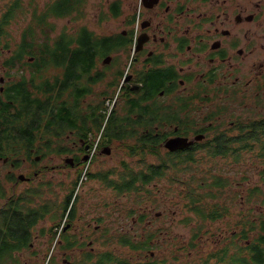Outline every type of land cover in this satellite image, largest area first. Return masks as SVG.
<instances>
[{
  "label": "flooded vegetation",
  "instance_id": "obj_1",
  "mask_svg": "<svg viewBox=\"0 0 264 264\" xmlns=\"http://www.w3.org/2000/svg\"><path fill=\"white\" fill-rule=\"evenodd\" d=\"M106 6L108 12L116 7L110 18L117 26L83 25L82 46H71L66 71L60 77L50 72L52 94L58 93L56 82L66 79V133L52 128L47 139L41 134L44 141L29 143L32 159H1L15 171L27 163L22 182L53 181V198L59 183L66 184L67 199L82 180L83 211H75L74 195L53 264H79L88 252H111L95 247L106 241V229L129 230L137 241L150 238L147 248L155 239L168 247L178 242L172 251L178 252L177 264H249L250 225L259 231L257 239L263 237L260 249L264 244V205L254 211L249 199L255 176L264 193V0H109ZM79 50L80 63L72 55ZM21 73L29 80L34 75ZM1 78L0 84L7 82ZM171 140L183 147L169 149ZM44 150L55 154L47 159ZM251 166L258 167L257 175H250ZM220 167L228 168L226 174L213 170ZM197 172L210 174L201 187L215 193L190 185ZM159 182L165 192L186 198L181 211L172 212L171 198L152 214ZM216 191L225 194L201 200ZM106 194L113 200L106 201ZM128 195L130 207L119 203ZM191 196L198 199L194 208ZM118 206L124 208L119 215L133 214L129 229L117 217L106 219ZM169 212L189 214L160 224ZM60 227L53 222V230ZM175 227L189 229L190 238L183 232L176 240L169 231ZM119 242L113 246L123 247ZM186 253L201 255L191 263ZM149 255L155 257L153 251Z\"/></svg>",
  "mask_w": 264,
  "mask_h": 264
},
{
  "label": "trees",
  "instance_id": "obj_2",
  "mask_svg": "<svg viewBox=\"0 0 264 264\" xmlns=\"http://www.w3.org/2000/svg\"><path fill=\"white\" fill-rule=\"evenodd\" d=\"M88 3L89 0H49L44 4L40 0H0V64L8 72L7 77L12 79L3 92L0 87V163L6 157H11L17 163L25 158L32 159L29 143H34L38 138L44 141L41 134L47 139L48 135H52V128L60 134L66 133L67 103L66 99L62 100L66 79L63 76L61 81L56 82L58 93L53 89L52 94L49 73L52 69L66 71L71 56L70 48L72 45L82 46L85 27H79L73 34L65 25L57 33L56 20L70 19L80 23L86 16ZM107 15L114 17L116 7L111 6ZM19 23L20 30L13 33L12 26ZM72 55L74 61L81 62L80 50L72 52ZM26 70L34 72L30 80L21 73ZM253 135L250 133L251 137ZM255 136L260 140L259 133ZM3 167L0 166V200H3L0 205V264H24L22 254L33 247L35 230L50 215V209L35 204L37 188H29L22 194L15 193L13 189L10 193L9 185L14 184L16 187L15 176L8 172L3 176ZM74 195L75 191L66 199L64 216L68 213ZM197 201L191 196L190 206L196 207ZM254 229L250 227V230ZM59 232V229L55 231L54 238ZM60 235L66 237L64 229H61ZM262 239L251 242L249 264H264V244L262 249L259 247ZM118 240L130 252L149 247L148 240L137 241L134 235L124 232ZM171 257L178 259L176 251L172 252ZM169 259L155 260L150 257L148 260L135 261L131 253L117 256L113 252L102 255L88 252L85 261L79 264H173ZM47 264H53L51 257Z\"/></svg>",
  "mask_w": 264,
  "mask_h": 264
},
{
  "label": "rangeland",
  "instance_id": "obj_3",
  "mask_svg": "<svg viewBox=\"0 0 264 264\" xmlns=\"http://www.w3.org/2000/svg\"><path fill=\"white\" fill-rule=\"evenodd\" d=\"M46 1L49 0H40L41 4H44ZM109 0H89L88 6L86 7V16L84 19H82L80 21V23H75L74 21H70V19H65V20H56V26H57V33L61 32L63 27L66 25L69 28V31L71 32H75L78 30L79 27L86 25V23L88 25H90L91 27H95L96 29H103L105 28V26H108L109 29H114L117 26V22L114 19H111L107 14V6L106 3ZM109 17V18H108ZM88 18V19H87ZM87 19V20H86ZM111 20L109 23H106L102 26V23L105 21H109ZM20 25L19 24H15L12 26V30L13 33H16L20 30ZM60 72H62L61 70L58 69H54L53 70V77H56V75L59 76ZM8 72L3 69L1 67L0 64V78L5 76L7 78V82L4 84H0V87H6L7 84L12 80L10 77H7ZM50 75V73H49ZM50 78V77H49ZM45 98V97H43ZM66 97L65 95L62 96V100H65ZM56 101V99H55ZM44 154L45 157L47 159H50V156L52 154L55 153H45L44 150ZM24 164V163H23ZM3 164L0 163V166H2ZM27 165V163L25 164V166ZM25 166L19 170V171H15V169H12L10 166L9 167H3L2 171L3 173L8 172L9 170H13L15 173V183H16V187L14 186V184H10V193L11 191L13 192V189L16 190L15 193L17 194H22L23 192H25V190L29 189V188H37V192L35 193V197L36 199L35 204L40 206H45L47 208L50 209L49 213L50 215L46 218L45 221L41 222L38 226V228L35 230V237L33 240V247L31 248V250L25 251L22 256H23V261L25 262L24 264H47L49 258L51 257L52 259H56L58 258V252H59V246H58V242L59 240L63 239L62 236L60 235L59 237L57 236V238H54V234L56 229L53 230V222H58V224H61V227L59 228V231H61V229L63 228V225L66 222V218L64 216L65 212H64V200L66 199V194H67V187L66 184L64 183H59L58 186H61V189H58V191L56 192V196L53 198V181H50L48 179L45 178H41L39 180L37 179H33L30 182H22V181H18V176H20L19 174L24 173V168ZM217 169L218 173L221 174H226V171L228 168L225 167H220V168H213V170ZM258 167H250V175L252 176L253 174H256ZM26 173V172H25ZM215 171H213L211 174H214ZM29 174V173H28ZM197 175V181L196 182H190L191 186H199V192H214V189L212 188H207V187H201L203 185V181L207 182V175H210L208 173H196ZM29 177H33V175H27ZM82 183L81 180H79L77 187L75 189V196H79L78 197V201H77V205H75V211H78L80 213H82L83 211V206L82 204H84V197H82L81 195V191L78 189V185ZM186 184V183H185ZM184 184V185H185ZM206 184V183H205ZM183 183L180 184V190H182V188H184ZM261 185V181H257V176H255V178H253V180L251 181V187H255L256 190L255 191H251L250 192V203L251 206H253V210L257 211L259 209L258 205H264V193L263 196H260L261 194H259V190L258 187H260ZM165 184L163 182H159V186L158 188H154V197L152 198V202H150L152 204V208H153V212L152 214H155L158 210L163 211L166 207V204L171 200V198H174L175 203L171 202V206L170 208H172V212L175 211H181V206L182 203H184L186 201V198L182 196H178V193L176 190L173 191H166L165 192ZM198 188V187H197ZM158 189H160V191H157ZM79 190V191H78ZM219 191H216V194H212L210 193L209 195H203L201 197L202 199L205 200H211V199H220L222 196H224V192L223 193H217ZM72 194V193H71ZM70 194V195H71ZM74 196V197H75ZM106 201L109 200H113V197H110L108 194H106L105 197ZM133 198L132 195H128V196H121V198L119 199V203H122L123 206L126 207H130L133 206L131 205ZM3 203V200H0V205ZM111 210H114V213H109L108 215H106V219L109 218H114L117 217L119 219V221L124 222V227H127V229H129V227L132 224V215L133 214H125L122 213V215H119L120 212H122L124 210L123 207L118 206L117 208H110ZM106 211H108V209H106ZM171 212V213H172ZM171 213H167L165 215V217L162 218L161 221H159V223H169L171 222H178V220L180 219V217L184 214L186 215L189 214V212H183L180 215H176V217H174V215H171ZM88 216V214L86 215V217ZM251 218L257 217L256 213H252L250 215ZM252 220L250 219V222ZM120 226V224H118ZM251 227V226H250ZM170 231V235L171 236H175L176 240H177V236L179 233H185V239H189L191 232L189 231V229H186L185 231H180L179 228L175 227L174 229L169 230ZM122 232L126 233V234H130L133 235V232H129V230L127 231H121V230H114V229H106L105 231V239L106 241L101 242L100 244L96 245V250L98 252H101L103 250H110L111 252H113L114 254L118 255H128V254H132V256L135 258V261L140 259V260H148L150 258L149 255V251H153L155 254L154 259L158 260V259H162V258H170V262H172L173 264H177L178 260H175L174 258L171 257L172 251L176 250L178 251V242L173 243L172 245L168 246H162V245H158L156 244V239H155V244L157 245H153L150 248L145 249L144 251L148 250L147 252H137L135 253L133 252H129V250L126 247H117L113 246V240L118 239V237L120 236V234H122ZM136 233H138V238H141V231H134ZM250 240L251 242H254L258 235L260 234L259 231L257 229L254 230H250ZM166 247H168V249H166ZM189 252V251H188ZM187 252V253H188ZM187 255V259L189 257L188 254ZM178 254V252H177ZM201 255V253H195L192 255V257H189L191 260V263L195 260H198V256ZM186 260V258H185ZM189 261V262H190ZM55 263V260H54ZM209 264H214L213 262L209 263Z\"/></svg>",
  "mask_w": 264,
  "mask_h": 264
},
{
  "label": "water",
  "instance_id": "obj_4",
  "mask_svg": "<svg viewBox=\"0 0 264 264\" xmlns=\"http://www.w3.org/2000/svg\"><path fill=\"white\" fill-rule=\"evenodd\" d=\"M0 82L3 83V82H4V78H1ZM1 90H3V87H2ZM167 147H168L169 149H171V150H176V149H179V148H181V147H183V146L181 145V142H180V141L171 140V141L167 144ZM6 161H7V159L5 160V162H6ZM24 179H25V175H24V174H21V175L18 177V181H24ZM66 229H67V228H66ZM66 229H65V230H66Z\"/></svg>",
  "mask_w": 264,
  "mask_h": 264
}]
</instances>
